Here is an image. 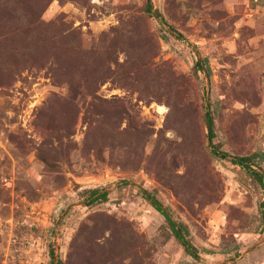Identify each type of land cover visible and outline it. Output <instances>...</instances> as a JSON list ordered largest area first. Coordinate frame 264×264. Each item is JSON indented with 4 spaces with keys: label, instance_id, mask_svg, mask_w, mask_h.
<instances>
[{
    "label": "rangeland",
    "instance_id": "374dc122",
    "mask_svg": "<svg viewBox=\"0 0 264 264\" xmlns=\"http://www.w3.org/2000/svg\"><path fill=\"white\" fill-rule=\"evenodd\" d=\"M11 7L0 264H264V185L232 162L264 154V0ZM249 163L264 172V157ZM90 189L107 199L88 201Z\"/></svg>",
    "mask_w": 264,
    "mask_h": 264
},
{
    "label": "trees",
    "instance_id": "16d2710c",
    "mask_svg": "<svg viewBox=\"0 0 264 264\" xmlns=\"http://www.w3.org/2000/svg\"><path fill=\"white\" fill-rule=\"evenodd\" d=\"M1 4H0V10L2 11L3 15L6 17L8 15H12V7H11V3L12 0H1ZM146 9L148 12L151 11V6L148 4L146 6ZM199 67H203L202 64H197ZM211 121V138L213 139L215 137V134L213 132V125H214V121L211 117H208ZM214 154L216 156H219L221 158H226L228 155L220 152L217 149H214ZM258 157H264V154H254L251 157H236L232 159V162L234 164H238L241 165L244 168L250 169L251 171H254L255 175L257 176L258 180L260 181V183L262 185H264V172H258L256 170H252L251 168V164L249 163L251 160L253 161L254 159H257ZM87 195H86V199L92 203L97 202V201H105L107 199L108 196V192L106 190H102V189H90L86 191ZM145 198L146 200L154 207V209L156 211H158L159 213H161L168 221L171 229L173 230L175 237L177 238V240L183 245V247L185 248V250L194 258H199L196 249L194 248V246L186 239L185 234L183 232V227L180 225H178L176 222H174L172 220V218L170 217L169 213L163 208V205L159 202V200H157V198L152 195L149 192H144ZM263 216H264V212H263ZM57 264V263H56ZM60 264V263H59Z\"/></svg>",
    "mask_w": 264,
    "mask_h": 264
},
{
    "label": "water",
    "instance_id": "95a60500",
    "mask_svg": "<svg viewBox=\"0 0 264 264\" xmlns=\"http://www.w3.org/2000/svg\"><path fill=\"white\" fill-rule=\"evenodd\" d=\"M206 126H207L208 138H209V140H212V138L210 136L212 127H211V121L209 118L206 119Z\"/></svg>",
    "mask_w": 264,
    "mask_h": 264
}]
</instances>
